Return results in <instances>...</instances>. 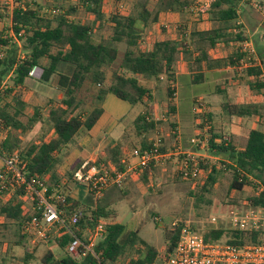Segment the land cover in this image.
Segmentation results:
<instances>
[{"label": "trees", "instance_id": "trees-1", "mask_svg": "<svg viewBox=\"0 0 264 264\" xmlns=\"http://www.w3.org/2000/svg\"><path fill=\"white\" fill-rule=\"evenodd\" d=\"M22 7L16 6L10 16V32L21 42L23 57H18V46L10 43V39H2L0 31V85L8 76L14 87H23L31 77H38L47 83L57 74V88L62 92L61 99L48 100L41 107L35 106L30 114L26 113L27 103L21 98V93L14 89L4 88L0 94V118L4 123L3 133H0V153L8 155L16 153L27 163L28 175H37L43 179L49 188V193L61 192L65 195L64 203L56 202L57 208L68 217L78 214L77 222L62 228L52 235L54 247L64 251L55 257L53 249L49 248L40 258L43 264H98V260L90 253L83 258H74L65 251L67 244L74 236L84 243L89 241L90 232L99 222L106 221L105 235L97 239L94 250L101 252V260L105 264H154L158 251L155 246L147 243L138 235L137 229L127 230V227L117 221V213L106 205L82 202L66 186L50 183L56 180L54 169L57 164V154L83 130H90L100 118L103 108L101 102L107 93L116 98L127 101L130 105H140L129 125L124 127L119 140L112 139L100 150L95 162L106 165L113 163L124 168L121 163L127 158L131 149H152L153 140L149 136L163 123L165 118L176 135V106L173 103V89L175 65L179 56L185 63L190 62L189 73L191 83L205 81L202 64L207 69L240 65V59L245 56L241 43L246 41L242 26L236 23L237 9L242 0H213L205 12L198 14L197 20L209 24L208 29H195L187 33L186 12L192 6L191 0H157V7L150 9L149 0L132 5L127 14L112 12L106 18L102 7L105 0H76L66 8L56 3H47V13L41 9L46 0H17ZM156 3V4H157ZM45 4V3H44ZM63 9V11H61ZM81 9L91 16L90 21L71 19L70 16ZM162 12H177L180 25L177 34L171 37L166 34L164 27L159 33L144 42V32L149 24L159 22ZM5 13L0 11V21ZM108 20L111 23L112 36L110 41L97 40L94 31L103 26ZM124 41L126 47L120 52L116 43ZM207 42L206 46L201 45ZM224 43L235 45L227 58H210L209 52ZM60 63L72 66L70 74L57 73ZM34 68L33 74L29 71ZM259 66L245 68V75L252 79L249 88L258 91L264 102V78ZM165 80L166 99L160 104L161 117L156 119L153 114L152 96L150 89L142 80ZM221 83L216 84L219 90ZM12 94V95H11ZM100 101V105H95ZM193 103H196L195 98ZM89 107V108H88ZM221 108L229 117L242 118L257 115L258 112L250 105H239L225 100ZM89 109V110H88ZM209 113H203L196 118H203ZM206 121V119H205ZM204 121V122H205ZM209 122V121H208ZM39 123L45 125V134L53 132L47 140L43 138L21 147L20 142L33 126ZM199 129L204 127L203 121L197 124ZM207 146L204 149L211 155H223L229 163H225L231 170L230 190L242 191L249 185L252 192L243 199L247 207H264V183L254 185V179L262 180L264 170V123L256 122L248 128L246 141L242 148L226 139L220 133L214 132L211 125L207 128ZM43 135V136H44ZM203 139V135L200 136ZM160 152L166 149L158 145ZM182 156H178V161ZM208 159H199L198 168L204 177L198 187L199 193L211 192L216 182V168L210 169ZM83 162V161H82ZM82 162H78L73 170L68 172L72 177L73 171ZM224 164V163H223ZM190 165V164H189ZM150 168L142 170L141 178L147 183ZM182 177L177 170L174 180ZM198 180V176L196 177ZM196 180V179H193ZM252 184V185H250ZM206 202H209L208 200ZM23 202L12 197L9 200L0 199V226L13 224L16 229V245L24 250L23 262L33 259L34 246H31L25 235L21 234V225L31 216L30 208L23 209ZM184 222H179L165 231L167 246L165 251L171 250L180 234ZM195 228L194 226H191ZM206 240L224 239L234 245L251 242H262L264 230L242 231L223 226L211 227L202 232ZM4 259L0 264H5Z\"/></svg>", "mask_w": 264, "mask_h": 264}, {"label": "rangeland", "instance_id": "rangeland-1", "mask_svg": "<svg viewBox=\"0 0 264 264\" xmlns=\"http://www.w3.org/2000/svg\"><path fill=\"white\" fill-rule=\"evenodd\" d=\"M142 1L144 0H105L103 11L107 18L112 12H118L117 8L120 2L123 5L120 10L122 12L123 9L126 11L128 9L129 11L133 4ZM207 1L209 0H191L192 6L188 9L185 16L187 33L194 27L199 29V31L203 30L204 23L197 20L198 14L203 12L198 10V7L205 5ZM44 3L41 10L48 14V6L46 4L56 2L54 0H46ZM57 3L61 7L66 8L70 3L75 4L76 0H58ZM156 3L157 0H149L148 7L155 9L158 5ZM241 3L250 8L247 26L251 33L257 31L254 36H251L244 28L245 36L247 37L246 41L254 45L253 39L256 44L264 47V0H242ZM4 5V2L0 0V11L5 13L3 21H0L1 38H8L10 43H15L18 46L17 55L22 57L24 52L21 51V42L10 32V14ZM70 18L80 21L91 20V16L81 9H77ZM179 18L177 12H162L159 16L160 21L151 23L146 28L143 37L144 42L140 44L139 48L147 40L151 41L153 36L159 33L161 27H164L166 34L170 37L177 34L180 25ZM94 34L97 40L110 41L112 36L111 23L106 20L101 28L94 31ZM206 44L207 42L201 43L203 46H206ZM116 45L120 52L126 47L124 41L116 43ZM253 45H251L252 49ZM233 47L235 45L229 43L228 46H222L219 49L215 48L211 50V55L223 58L221 55L225 53L226 56L224 58L226 59L232 52ZM254 51L251 52L252 58L250 60H245L243 64L240 62L241 66L233 70L221 68L218 71H214L207 69L202 64L201 70L204 71L206 79L204 82L196 84L191 83L190 75L188 74L190 72V62L185 63L184 59L179 56L175 65L174 81L171 83V88L173 89L172 99L176 106V135L172 133L169 122L164 118L163 123L157 125V129L149 136L153 143L162 144L172 157L168 158V160H160L149 169L150 173L147 177V183L141 178V170L134 171L129 174V177L120 187L106 189L100 198L101 200L97 202L99 205H106L108 208L114 209L117 213V221L124 224L127 230L137 229L138 235L143 240L156 247L158 255L154 264H162L161 259L166 252L168 244L165 238V231L173 225L182 221L186 225L194 226L195 230L201 233L211 227L223 226L229 228L230 212L234 209L245 207L243 199L252 192V187L246 185L242 191L230 190L231 170H228L225 165V163H229V160L223 155H211L208 151H205L207 144L205 142L202 143V140L205 137L207 138L206 130L211 125L214 128V132L223 135L226 141L231 139L235 146L242 148L246 141L248 128L252 127L256 122L264 123V102L257 90L249 88L248 84L252 79L245 75V68L252 67L253 65H250V63L257 62L256 66L262 69V78H264V56H260L261 52L256 55ZM53 77L47 83L39 81L38 77L31 78L28 82L32 84H26L19 89L17 86H13L11 77L6 76L3 82L4 88H11L14 91L18 89L21 95L33 90V94L29 93L31 97L26 99L28 103L26 113L30 114L32 108L36 105L43 107L48 103V100L57 101L62 96V92L57 88ZM34 81L35 85L33 84ZM164 81L142 80V83L150 89L152 96L151 105L156 119L161 117L160 104L166 99ZM218 83H221L219 90L216 88ZM194 98L196 103H193ZM225 100L239 105H250L258 114L242 118L229 117L226 111L221 108V102ZM95 105H100V101H97ZM101 107L104 109V116L101 121L108 120L107 126L104 129L97 130V135L92 138L89 136L85 138L87 131H81L69 144L63 147L57 154L58 161L54 169L57 179L50 181V183L58 184L60 188L66 186L73 195L90 205L95 202L89 195L87 188L83 184L74 183L68 172L73 170L78 162L88 158L89 161L96 159L103 147L102 145L100 146V143L105 135L119 140L122 137L124 127L130 124L140 110L139 104L130 105L127 101L120 100L111 93H107L104 96ZM203 113H209V116L205 115L202 119L196 118ZM202 121L204 127L199 129L197 124ZM45 129H47L45 125L42 126L36 123L30 131L23 135L20 146H28L41 138L47 140L50 134L48 136L47 134L44 135ZM201 135H203V139L200 138ZM191 139H195V142L192 143ZM198 139L201 140L200 143ZM132 150L127 153L128 157ZM184 152L190 153L191 156L195 157H206L208 159V169L213 164L215 165L217 170L216 182L211 192L202 195L199 193L198 187L204 177H206L202 172L198 176V180H192V178L184 176L174 180V175L181 164V161H178V156ZM252 183L254 185H263L264 170L262 180L254 179ZM207 200L209 202H206ZM15 232L16 229L13 224H9L7 227L0 226V260L4 259L5 264H43L40 258L49 248L53 249L55 257L64 254V251L54 247L53 239H50L52 236H50L45 241L35 244L33 259L29 260V262H23L24 250L20 245L14 244L17 241Z\"/></svg>", "mask_w": 264, "mask_h": 264}, {"label": "built area", "instance_id": "built-area-1", "mask_svg": "<svg viewBox=\"0 0 264 264\" xmlns=\"http://www.w3.org/2000/svg\"><path fill=\"white\" fill-rule=\"evenodd\" d=\"M212 1L209 0L205 5H200L198 10L205 12ZM2 2H4V7L10 16L14 7H22V3L17 0H2ZM118 6L117 11L119 13L127 14L128 9L127 11L125 9L120 11L123 6L121 2ZM243 49L247 53V59H241V64L245 60H250L252 58L251 52H253L247 42L243 43ZM2 56L3 53L0 52V57ZM250 65L256 66L257 62L250 63ZM33 71L34 68L29 71V75H32ZM3 89L4 82L0 85V94ZM3 130L4 123L0 118V133H3ZM191 142H195V139H191ZM204 142L207 144L206 137L202 140V143ZM153 145L154 147L150 150L133 149L129 157L127 155L128 159L123 158L121 160V163L125 164L124 168H119L111 162L106 165L96 164L95 159L83 161L73 171L72 181L83 184L91 198L98 200L103 196L106 189L120 187L130 173L150 168L160 160H168L172 157L168 151L160 152L157 144L153 143ZM181 156V164L178 170L182 173V177L197 179L196 177L200 175L198 161L206 157L191 156L187 152ZM48 191V185L43 179L37 175H28L27 163L24 159L16 153L5 156L0 153V199L7 201L16 197L17 200L23 202V209L30 208L31 216L22 223L21 234L25 235L31 246H35L40 241H45L50 236L57 234L62 228L76 223L79 216L76 213L68 217L64 216L63 211L57 208L56 202L64 203L65 195L61 192L49 193ZM105 224L106 221L103 220L93 227L87 243L74 236L66 246L67 254L74 258H83L87 253H90L98 260V264H105L101 260V252L94 250L97 239L105 235ZM229 228L249 232L264 230V207H244L232 210L229 215ZM161 263L264 264V240L241 245L230 244L222 238L206 240L201 232L184 224L180 229L175 245L163 254Z\"/></svg>", "mask_w": 264, "mask_h": 264}, {"label": "crops", "instance_id": "crops-1", "mask_svg": "<svg viewBox=\"0 0 264 264\" xmlns=\"http://www.w3.org/2000/svg\"><path fill=\"white\" fill-rule=\"evenodd\" d=\"M102 10H103V8H102ZM104 12V11H103ZM249 12H250V8L249 7H246V6H244V5H242V3H240L239 4V6H238V9H237V14H238V16H237V19H236V23L238 24V25H241L242 26V32L244 33V35H245V31L248 33V34H250L251 36H254V34L257 32V31H255V32H253V33H251V31H250V29H249V27L247 26L248 24H247V19H248V15H249ZM204 23V22H203ZM210 26H209V24H205L204 23V28L205 29H208ZM203 28V29H204ZM244 28L246 29L245 31H244ZM246 39H247V37H246ZM252 41L254 42V45L253 44H251V42H248V41H244L243 43H245V42H247L249 45H250V47H251V45H253V51L254 50H256V51H254L255 53H256V55H258V53L259 52H261V54H260V56L262 57V56H264V47H261V46H259L258 44H256V41H254L253 39H252ZM243 43H241V47H242V49H243ZM224 47V46H227V45H225L224 43H220V44H218V46L216 47L217 49H219L220 47ZM255 46V47H254ZM227 48V47H226ZM225 48V49H226ZM252 48V47H251ZM215 49V48H214ZM244 50V49H243ZM245 51V50H244ZM211 50H210V52H209V55H210V58H212V59H216V58H218V57H214V56H212L211 55ZM246 53V52H245ZM224 55H221V56H223V58L226 56L225 55V53H223ZM252 55V54H251ZM246 57H247V53L245 54V56H243L241 59H246ZM219 58H222V57H219ZM241 59H240V61H241ZM259 60V59H258ZM258 62H260V61H258ZM223 69V68H225V69H231V70H233L234 68L233 67H231V66H226V67H218V68H213V69H209V70H214V71H218V70H220V69ZM72 72V66L71 65H69V64H65V63H60L59 65H58V68H57V73H65V74H70ZM183 74V73H182ZM189 75H190V73H188ZM263 75V74H262ZM262 77V76H261ZM31 78H36V77H31ZM31 78H28L27 79V81H26V84L27 85H30V84H32V83H30V82H28V80L29 79H31ZM53 79L56 81V84H57V79H58V75L57 74H55V76L53 77ZM53 80V81H54ZM52 81V82H53ZM44 83V82H43ZM33 84L35 85V81L33 82ZM57 86V85H56ZM33 94V90H30V92H28L27 94H24V95H21V98H22V100L25 102V103H27V98H30L31 97V95L30 94ZM61 97L62 96H60V98L59 99H61ZM28 104V103H27ZM37 106V105H36ZM27 109V108H26ZM27 111V110H26ZM103 116H104V109H103V112H102V114H101V116H100V118L97 120V122L94 124V126H92V128L90 129V130H87V133H86V136H85V138H87L88 136L89 137H93V136H96L97 135V130H101V129H104L106 126H107V123H108V120H105L104 122L103 121H101L102 120V118H103ZM84 131V130H83ZM50 134V135H49ZM52 136L53 135V132L51 131V132H49L48 134H47V136ZM113 138L112 137H108L107 135H105L104 137H103V139H102V141H101V143H100V146L102 145L103 147H104V145L106 144V143H108L110 140H112ZM83 140V139H82ZM100 140V139H99ZM82 142V141H81ZM69 144V143H68ZM102 147V148H103ZM89 159V158H88ZM88 159H86V160H84V161H88ZM78 198V197H77Z\"/></svg>", "mask_w": 264, "mask_h": 264}]
</instances>
